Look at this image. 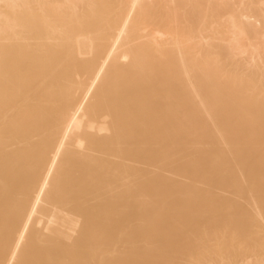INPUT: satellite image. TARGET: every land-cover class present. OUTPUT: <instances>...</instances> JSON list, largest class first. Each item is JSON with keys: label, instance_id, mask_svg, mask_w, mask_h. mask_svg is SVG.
I'll return each instance as SVG.
<instances>
[{"label": "bare ground", "instance_id": "1", "mask_svg": "<svg viewBox=\"0 0 264 264\" xmlns=\"http://www.w3.org/2000/svg\"><path fill=\"white\" fill-rule=\"evenodd\" d=\"M0 264H264V0H0Z\"/></svg>", "mask_w": 264, "mask_h": 264}]
</instances>
